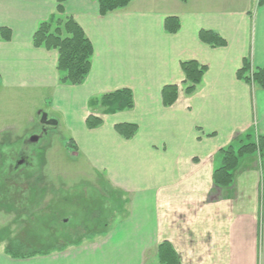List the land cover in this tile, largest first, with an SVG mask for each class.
<instances>
[{"label":"crops","instance_id":"0c3cea01","mask_svg":"<svg viewBox=\"0 0 264 264\" xmlns=\"http://www.w3.org/2000/svg\"><path fill=\"white\" fill-rule=\"evenodd\" d=\"M57 7L58 0H0V29L11 31L9 41L0 37V91L30 95L48 125L77 143L70 158L83 156L104 174L125 206L114 214L122 228L27 259L0 249V264H158L166 241L180 264H264V157L243 159L229 188L213 180L223 148L264 135V89L237 78L245 59L264 67V0H132L105 16L96 1L66 0L60 17L72 16L94 47L79 86L60 84L57 51L33 45ZM172 17L176 33L166 30ZM201 30L227 45L210 47ZM190 60L208 67L202 84L191 96L181 89L165 107L162 89L182 85L181 62ZM123 88L133 92L134 108L87 129L89 100ZM119 124L138 131L125 139Z\"/></svg>","mask_w":264,"mask_h":264},{"label":"rangeland","instance_id":"374dc122","mask_svg":"<svg viewBox=\"0 0 264 264\" xmlns=\"http://www.w3.org/2000/svg\"><path fill=\"white\" fill-rule=\"evenodd\" d=\"M36 102L0 91V131L15 127L14 134L0 133V249L48 252L122 228L123 216L114 214L125 206L104 174L83 156L72 161L70 153L80 150L74 141L76 150L68 147L61 128L43 133L44 106Z\"/></svg>","mask_w":264,"mask_h":264},{"label":"trees","instance_id":"16d2710c","mask_svg":"<svg viewBox=\"0 0 264 264\" xmlns=\"http://www.w3.org/2000/svg\"><path fill=\"white\" fill-rule=\"evenodd\" d=\"M93 1L98 3L101 16L124 9L132 2V0ZM65 2L66 0H58L57 11L59 16L42 22L38 26L33 36V45L36 48L56 50L58 52L57 68L60 73V84L79 86L84 83L90 73L94 47L82 27L72 16L60 17L65 14ZM165 26L166 30L170 33H176L180 29L179 20L175 17L167 18ZM0 37L4 41H9L11 39L10 29L1 28ZM199 37L202 42L213 48L227 45L225 39L212 31L201 30ZM181 69L184 74L182 85L171 84L166 85L162 89V102L165 107H172L176 104L181 89L184 90L187 96L193 95L202 84L203 78L208 71L207 66L194 60L181 62ZM237 78L250 86L264 89V67L252 68L251 62L248 59L244 60L242 68L237 72ZM134 106V94L127 88L92 98L88 102L89 114L85 125L89 130L97 129L104 124L106 116L132 110ZM115 129L119 135L128 140L132 139L138 131V127L135 124H119L115 126ZM247 138H251V135H248ZM68 142V147L74 152L76 147L72 145L73 141L70 140ZM256 153L260 157H264V135L257 136L256 139L249 140L248 142L242 140L238 146L229 145L223 148L220 151L221 166L214 171V184L221 188H229L233 183L235 171L241 161ZM72 244L66 245L64 248ZM1 245L0 243V248ZM14 248L16 247L5 246L4 252L16 259L46 255L43 252H20ZM61 249L63 247L55 250ZM157 260L158 264H180L177 252L167 241L159 245Z\"/></svg>","mask_w":264,"mask_h":264},{"label":"flooded vegetation","instance_id":"af4514ba","mask_svg":"<svg viewBox=\"0 0 264 264\" xmlns=\"http://www.w3.org/2000/svg\"><path fill=\"white\" fill-rule=\"evenodd\" d=\"M42 127H43V133L45 134L46 133V130H49L50 131V125H48V124H43L42 125ZM34 139H38V137L37 138H34Z\"/></svg>","mask_w":264,"mask_h":264},{"label":"water","instance_id":"95a60500","mask_svg":"<svg viewBox=\"0 0 264 264\" xmlns=\"http://www.w3.org/2000/svg\"><path fill=\"white\" fill-rule=\"evenodd\" d=\"M41 123L42 124H48V123H50L49 121H47V116L46 115H43L42 116Z\"/></svg>","mask_w":264,"mask_h":264}]
</instances>
